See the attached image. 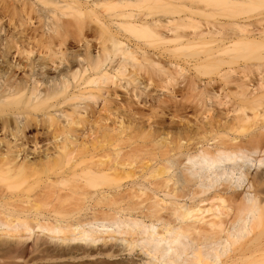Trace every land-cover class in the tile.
<instances>
[{"label":"bare ground","instance_id":"6f19581e","mask_svg":"<svg viewBox=\"0 0 264 264\" xmlns=\"http://www.w3.org/2000/svg\"><path fill=\"white\" fill-rule=\"evenodd\" d=\"M20 12L29 30L7 21L9 36L0 13V241L264 264V167L249 174L264 165V27L248 28L264 25V0H29ZM68 36L83 53L53 61Z\"/></svg>","mask_w":264,"mask_h":264},{"label":"rangeland","instance_id":"374dc122","mask_svg":"<svg viewBox=\"0 0 264 264\" xmlns=\"http://www.w3.org/2000/svg\"><path fill=\"white\" fill-rule=\"evenodd\" d=\"M28 1L29 0H0V13L2 12L5 17L3 21L6 20L4 22V29L7 36H9L13 31V26L8 25L7 21H10L11 24H14L15 27L22 31L27 29L28 25L25 26L20 20V6ZM41 6L46 12L47 16L51 18L55 17L54 13H57V8L53 4L42 3ZM32 20L33 16L31 14L28 21L33 22ZM249 24L250 26L248 28L255 31H261V29L264 27V25L256 19H252ZM54 44L55 45L50 52V56L55 62L64 58L66 54H68V51H72L77 54L83 53L82 48L77 47L75 42H73L69 36L66 38L63 45H58L56 42H54ZM190 73L191 70L187 71L186 75L188 76ZM217 94H219L218 97L212 98L210 101L212 105L211 108L213 109L214 113L222 111L221 108L216 106L215 103L218 99H223L224 93ZM175 95H177V93ZM114 96H117V102L122 105H125L130 101L128 95H126L123 90L118 88L115 89ZM228 96L230 97L229 94ZM179 98H181L180 95L177 96V99ZM182 104L187 107L184 114L190 119H193L192 115L195 111L190 108L191 104L186 101L182 102ZM144 112H146V110ZM2 117L4 116L2 115ZM2 117H0V122H3L4 120ZM161 117L164 125L169 123V115H164ZM263 167L264 165L260 166L259 168L252 167L249 169V174H258V172H260ZM248 191V184L247 180L245 179L241 186L238 187L236 192L238 195L240 194V197L242 198ZM61 194H64V192H61ZM76 200L77 197H74V199L70 200L68 203L69 206H65V209H73V205L78 203ZM205 205L206 203L201 204V206ZM88 214H90V212ZM36 234L34 236L31 235L30 238L20 239L19 241H0V264H122L126 261H133L136 264H148L143 261V258L145 259L148 256L139 252L138 248L130 253L118 252L120 250V247L117 246L119 241L114 242L113 240H107L106 244H102L101 241H98L95 244H92L90 247H83L76 243L65 245L54 244L53 242H49L41 237L36 240V236H40L39 233Z\"/></svg>","mask_w":264,"mask_h":264}]
</instances>
